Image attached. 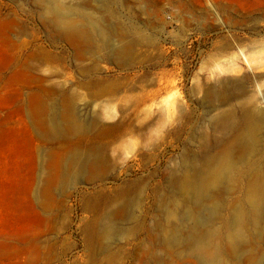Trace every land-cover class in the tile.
Returning a JSON list of instances; mask_svg holds the SVG:
<instances>
[{"label":"rangeland","instance_id":"1","mask_svg":"<svg viewBox=\"0 0 264 264\" xmlns=\"http://www.w3.org/2000/svg\"><path fill=\"white\" fill-rule=\"evenodd\" d=\"M106 1L66 2L101 17L111 48L131 40L125 24L152 34L150 44L129 46L127 64L54 35L33 0H0V264H200L159 245L164 206L180 201L167 176L179 175L183 161L203 166L206 154L220 150L224 134L211 129L219 111H236L250 94L264 110V70L241 53L252 57L264 45V0L108 1L111 14L99 8ZM114 84L115 94L97 96ZM210 89L230 100L207 101ZM62 95L76 99L82 122L95 114L96 124L66 137L40 131L31 115L39 97ZM120 122L135 131L117 137L107 126ZM75 147L97 154L106 168L101 179L60 183L57 168ZM241 192L220 200L241 203ZM126 203L127 214L113 213ZM203 208L195 215L204 219ZM107 219L113 234L95 235Z\"/></svg>","mask_w":264,"mask_h":264},{"label":"bare ground","instance_id":"2","mask_svg":"<svg viewBox=\"0 0 264 264\" xmlns=\"http://www.w3.org/2000/svg\"><path fill=\"white\" fill-rule=\"evenodd\" d=\"M66 1L33 0L39 6L37 9L44 26L60 38H69L71 44L78 41L83 51L101 55L123 65L129 63L131 57L129 46L134 43L150 44L152 41V34L146 33L134 23H128L123 28L131 36V40L127 43L118 41L111 48L108 45L109 37L99 24L101 17L84 11L80 2ZM108 1L116 3L120 0H107V3L99 5V8L111 14L107 9L110 8ZM241 53L245 62H254V68L264 70V45L254 51L252 57L243 54V50ZM48 56L57 58L53 54ZM233 58L235 57L232 54L231 65ZM261 85L259 83L257 87ZM110 86L100 90L97 96L113 95L118 91V88H113L115 84ZM242 94L244 97V92ZM152 96L153 93H150L145 98ZM95 98L92 100L94 104ZM215 98L219 101L230 100V96L210 89L205 99L210 102ZM75 100L62 95L47 102V99L39 97L38 111L30 112L36 118L39 130L48 135L66 137L95 125V114L89 123L82 122L74 107ZM256 100V95H246L236 106V111L228 108L214 116L211 129L222 131L224 138L219 151L205 155L203 166L183 161L179 175L169 173L167 176L169 186L177 191L180 201H177L176 208L164 206V225L160 227L162 235L159 240L164 252L169 249L173 254L180 250L200 264H259L257 257L264 252V110L254 105ZM105 101L104 103L110 104L113 99L107 98ZM211 107L214 108L215 105ZM129 124L123 125L120 122L108 125L107 128L118 132L117 137H120L135 131ZM150 127L151 123L148 122L141 129L148 130ZM61 161L62 165L57 168V179L62 184L74 183L80 177L94 182L106 173V168H102L97 154L93 151H83L75 147L68 150ZM237 188L242 189L241 203L220 200L224 193ZM128 206L126 203L113 213L125 214ZM198 207H204L203 211L208 212L206 218L195 215ZM225 208L228 210L226 215L221 213ZM182 218L190 219L191 222L183 225ZM93 231L95 235L97 232L98 235L110 237L114 228L107 219L106 223L95 227ZM162 263L170 264L165 259Z\"/></svg>","mask_w":264,"mask_h":264}]
</instances>
